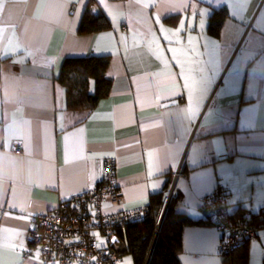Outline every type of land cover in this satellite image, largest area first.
<instances>
[{"label":"crops","instance_id":"obj_1","mask_svg":"<svg viewBox=\"0 0 264 264\" xmlns=\"http://www.w3.org/2000/svg\"><path fill=\"white\" fill-rule=\"evenodd\" d=\"M90 1L111 29L78 33ZM88 56L110 58L111 92L72 112L58 76ZM108 158L122 200L106 214L145 219L174 183L176 210L195 220L216 188L264 219V0H0V264H38L25 240L35 219L96 189ZM220 240L216 225H186L181 264H227ZM248 247L247 264H264V227Z\"/></svg>","mask_w":264,"mask_h":264},{"label":"trees","instance_id":"obj_2","mask_svg":"<svg viewBox=\"0 0 264 264\" xmlns=\"http://www.w3.org/2000/svg\"><path fill=\"white\" fill-rule=\"evenodd\" d=\"M91 5L92 1L89 2L80 21L79 34L96 33L111 29V23L106 14L102 10H92ZM226 17H228V13L225 8L215 10L209 20V32L217 35ZM109 61L108 56L66 58L63 61L58 82L64 87L66 107L69 111L88 113L96 107L100 99L110 94L112 83L106 76ZM100 184L101 182L97 188ZM82 196L80 195L78 198ZM75 197L60 204L61 209H64V211L70 210L71 215H73L72 209L77 203ZM227 197L226 192V201ZM165 198L163 192L153 195L147 207V216L143 221L123 223L117 228L115 236L117 240L115 242L116 245H119H112L110 248L116 251L119 259L123 255L129 254L132 257L133 264H181L179 255L182 249L183 228L186 225L193 224L215 225L213 218L203 207L205 219L201 221L195 220L185 213L178 212L175 208L176 199L173 196L161 222ZM227 207L231 210L228 202ZM88 211L91 213L90 207ZM261 215H247L243 211L240 212V210L236 212L231 210L226 220L228 223L237 220L242 221L246 228L256 230V237L258 229L264 227V219L261 218ZM160 222L161 225L158 230ZM219 231L221 242L228 231ZM157 232L158 235L155 238ZM251 239L244 237L239 240V243L233 249L221 256L224 257V262L228 264L229 259L234 258L232 264H247L248 243Z\"/></svg>","mask_w":264,"mask_h":264},{"label":"built area","instance_id":"obj_3","mask_svg":"<svg viewBox=\"0 0 264 264\" xmlns=\"http://www.w3.org/2000/svg\"><path fill=\"white\" fill-rule=\"evenodd\" d=\"M14 150L21 152L19 146ZM172 183L168 201L173 194ZM70 210L64 211L58 206L51 212L37 217L26 235L27 254L38 253V264H117L119 257L110 246L116 242L117 228L123 223H135L144 219L145 209H132L112 214L102 210V203L109 201L117 204L122 200V193L116 182V162L113 158L104 163V176L101 184L94 190L87 191ZM91 208V213L88 208ZM202 207L213 218L216 227L228 231L220 242L217 253L224 256L244 237H255L256 230L246 228L242 221L227 222L229 212L226 192L216 188L214 192L202 199ZM100 237L103 242H99Z\"/></svg>","mask_w":264,"mask_h":264},{"label":"water","instance_id":"obj_4","mask_svg":"<svg viewBox=\"0 0 264 264\" xmlns=\"http://www.w3.org/2000/svg\"><path fill=\"white\" fill-rule=\"evenodd\" d=\"M168 204H169V203H168V199H167V200H166V203H165V205H164V209H163V213H162V217H161V222H162V220H163V218H164V214H165V211H166V209H167ZM161 222H160V224H159L158 230L160 229ZM157 235H158V232L156 233L155 238L157 237ZM115 240H117V238H116V237H113V238H112V241L114 242ZM151 251H152V248H151ZM150 253H151V252H150Z\"/></svg>","mask_w":264,"mask_h":264},{"label":"rangeland","instance_id":"obj_5","mask_svg":"<svg viewBox=\"0 0 264 264\" xmlns=\"http://www.w3.org/2000/svg\"><path fill=\"white\" fill-rule=\"evenodd\" d=\"M168 195H169V193H168ZM172 196H173V194H172ZM172 196H171V197H172ZM167 198H168V197H167ZM170 199H171V198H170ZM169 201H170V200H169ZM169 201H168V203H169ZM96 234L99 236V234H98L97 232H96ZM99 242H101V243L103 242V238L100 237V236H99ZM115 245H116V244H115ZM118 245H119V244H117L116 246H118ZM122 258L125 259V260H126V259L132 260V257H131V255H129V254H125V255H123ZM132 261H133V260H132Z\"/></svg>","mask_w":264,"mask_h":264},{"label":"clouds","instance_id":"obj_6","mask_svg":"<svg viewBox=\"0 0 264 264\" xmlns=\"http://www.w3.org/2000/svg\"><path fill=\"white\" fill-rule=\"evenodd\" d=\"M115 242V241H114Z\"/></svg>","mask_w":264,"mask_h":264}]
</instances>
